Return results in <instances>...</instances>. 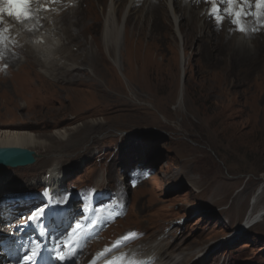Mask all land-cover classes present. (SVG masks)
<instances>
[{
    "label": "rangeland",
    "instance_id": "374dc122",
    "mask_svg": "<svg viewBox=\"0 0 264 264\" xmlns=\"http://www.w3.org/2000/svg\"><path fill=\"white\" fill-rule=\"evenodd\" d=\"M158 1L162 6L152 7ZM125 2L121 0L122 6ZM166 2L143 0L149 7L151 3V22L144 41L136 43L141 48L153 46L159 54L136 56L129 52L132 44L126 40L120 67L108 58L112 70L108 85L99 82L97 89L82 83L79 78L90 76L88 69L78 70L79 78L73 80L60 74L53 80L45 77L48 92L42 93L41 81L35 80V91L26 94L36 101L33 109L25 106L16 118L0 116V122H25L38 116L34 131L48 142V147L30 148L36 152L37 162L0 167V178L13 174L0 191V257L6 256L2 245L8 241L1 233L4 223L18 218L11 225L23 226L14 230L15 234L33 226L26 217L32 207L19 209L18 202H2L4 199L18 191L27 194L48 187L44 199L54 200L67 186H99L108 180L116 186L125 180L123 216L106 231L109 222L104 223L101 238L93 242L97 250L124 230L136 228L146 233V244L163 239L165 244L188 245V260L182 264H264V218L256 225H245L248 212L255 214L259 206L264 207V56L252 54L264 45V23L243 20L247 31L242 32L231 16L224 15L218 25L215 18L205 21L198 13L195 19L205 25H197L200 33L193 34V20L184 1L179 0L178 14H185L179 38ZM202 2L198 10L208 7L207 1ZM140 9L126 24L128 31L137 28ZM70 21L68 17L67 27ZM85 25L79 22L70 27L73 33L75 28L79 32L67 47L75 44L85 51L93 44V36L101 35L102 25ZM177 29L181 34V27ZM162 38L168 46L166 52L159 48ZM235 47L242 57H226L228 52H236ZM28 55L36 64V55ZM0 57L1 68L18 67L19 61L10 62L8 47H0ZM39 65H34L38 71ZM10 89L0 78V94ZM45 95L54 98L48 106L42 104ZM56 127L68 128L69 138L53 137ZM132 168L133 175L127 177ZM55 175L59 182L53 180ZM136 176L134 186L130 181ZM121 185L124 189V182ZM224 197L225 202L220 203ZM78 211L72 207L59 216L66 215L67 220ZM14 237L16 248V241L23 236ZM176 250L170 249L173 258L180 251ZM88 254L91 257L93 250ZM16 258L17 254L12 256Z\"/></svg>",
    "mask_w": 264,
    "mask_h": 264
},
{
    "label": "bare ground",
    "instance_id": "6f19581e",
    "mask_svg": "<svg viewBox=\"0 0 264 264\" xmlns=\"http://www.w3.org/2000/svg\"><path fill=\"white\" fill-rule=\"evenodd\" d=\"M183 1L186 6L187 14H189L193 20L191 24V32L193 34L200 33L199 27L197 25H205V21L212 19L210 18L209 13L214 6L227 8V5H221L219 0ZM200 1H207L208 7L206 6L205 9L198 10V4ZM42 4L44 8L47 9L46 11L42 12L43 19L40 20V22L43 24L42 29L45 32L43 30L37 29L26 31L21 28L15 20L8 16L3 15L2 19H0V47H8L10 50V62L16 63L19 61L17 64L18 67L15 70L8 67L6 68L5 66L3 68L0 67V78H2V83L4 86H8L9 88L11 87L10 90L3 91L2 94H0V116H4L6 119H10L11 117H19V115H17V113H19L18 110L24 109L25 106L32 107L33 109L36 101L32 100V95L31 97H28L26 94L35 91L36 87H34L33 82L35 80L41 81L40 91L45 93L49 91L48 85L45 81L47 79L45 77L53 80L55 77H58V74H60L63 77L65 75H69L70 77H68V80H73L79 78L78 70L83 72V69H88L90 76L86 74L79 78L82 83H87L90 85V87L92 86L97 89L100 87L99 82L108 85V74L112 72L109 66L108 58L112 59V61L115 62L118 67H120L119 64L122 62L121 58L124 55L123 47L126 40L130 41L132 44V49L129 52L135 54L136 56H150L154 53L159 54L157 50L154 51L155 48L153 46L141 48L136 45L138 42H143L146 36L145 34H147L145 30L148 29V26L151 22L148 17L151 11V3L149 7L147 3H143V0H126L124 6H122L121 0H109L108 4H105V0H42ZM160 6L162 5L158 1L156 5H153L152 7L159 8ZM179 6V0H167L165 3V9L168 11L174 22L175 31L177 32L179 38H182L183 29L185 26L183 25V16H185V14L182 17L179 16ZM139 9L141 10V13L139 15V21L137 22V28L128 31L126 29V24L129 22L130 18H132L131 16L134 15ZM245 9L248 10L249 5H245ZM250 10L252 12L256 11L255 0H250ZM120 13H122V16ZM198 13H201L205 16L204 22H197L195 17H197ZM120 16L121 19L119 22ZM68 17L71 19L70 24H68L69 27H67L65 24ZM260 19L264 20V16L260 17ZM243 20H251L253 22L259 23V25L261 24L257 21L256 17L252 15L243 17L242 22ZM79 22H85L86 27H99L100 25L103 26L101 35L97 37L93 36V44L88 48H85L87 49L85 51H80L79 46L75 44L72 48L67 47V43H72L71 37H73L75 34L77 37L79 32H77V29L75 28V32L73 33L70 27L73 25H78ZM208 24L210 25L209 22ZM177 26L181 27V34L180 31L178 32ZM156 39L153 38V40ZM160 40L163 41V45L159 48L163 52H166L168 50L166 41L164 38ZM83 41H81V43ZM76 46H78V48ZM18 47L22 48V50H19ZM74 47L77 49H74ZM235 48L236 52H233L234 54H230L228 52L226 57L230 56V59H234V57H242L241 52H238V48ZM31 52L36 55L34 58L37 61L36 64H40L39 66L42 67L39 71L34 68V65L36 64L32 61V58L29 57L30 55H28L31 54ZM256 53H259V51H254L252 54ZM259 54L264 56V50ZM182 60L184 62L185 58H182ZM86 62L88 64H86ZM60 69L63 70V72L58 71ZM65 72L71 73L65 74ZM42 76H44V78H42ZM22 99L25 100V104L22 102ZM53 99L54 98L47 97L46 95L43 96V106H48V103ZM37 117L38 116H32L28 121L25 122H0V147H22L26 149H34V147L39 149L48 147V142L43 140L41 135L34 131V128H37L38 124L37 121H34L37 120ZM100 120H97L96 122H102ZM44 124L47 126L52 125V123L48 122H45ZM58 124L59 122L57 121L55 126ZM69 133L70 131L68 128L66 129L64 127H56L52 136L59 137L60 139H68L70 135ZM12 176L13 174H10L0 178L1 192L5 190L4 186L9 184V180ZM53 180L59 182V177L55 175ZM214 196L216 197V195ZM225 200V197L220 199V203L225 202ZM45 201L47 204L50 203L51 205L54 200L48 198L45 199ZM57 218L58 221H61L65 220L67 216L62 215V217L58 216ZM263 218L264 207H262L255 214L248 212V218L246 219L245 225H256L258 222L262 221ZM17 219L18 218L12 219L6 224L4 223V226L2 225L3 230L1 233H3L4 236L3 240H8L11 243L10 244L8 241H6L3 245L1 244L2 247H4V251H9V249L13 247L12 244L15 241L14 236H17L18 234H21L23 237L16 241L15 247H17L15 249L17 252L19 249V244L25 241L28 237H32L34 240L38 239L41 242L40 245L42 246V250L45 247V237L43 236V231H48L47 227L41 226L39 229L40 231H35L33 229L35 225H33L31 228H28L24 231H18V233L15 234L14 230L20 229V226H23L14 224L11 225L12 221ZM79 243L83 244L84 240L81 239ZM172 243L173 244H165L163 239L155 240L151 244H142L140 247H131L115 251L107 257H105L106 255H103V259L100 262L101 264H110L109 261H112L114 258L121 257V254H127L128 259H137L141 253L143 255L156 257V264L157 262L158 264H182L185 259L187 261L188 257H186L185 253L187 251L188 245H185L183 248V246H175V243ZM170 245V249L174 248L176 252V249L180 250L177 253L176 258L172 257V253L170 252L169 248H167V252L171 254L169 256L167 255L165 248ZM34 246L35 245H33V248L36 247ZM3 259L7 260V257H0V263L6 264V262H3ZM7 264H22V255L17 254V258L14 260L11 259V262L9 261ZM38 264L56 263L53 262L50 253H41L38 258Z\"/></svg>",
    "mask_w": 264,
    "mask_h": 264
},
{
    "label": "snow or ice",
    "instance_id": "6c2138e0",
    "mask_svg": "<svg viewBox=\"0 0 264 264\" xmlns=\"http://www.w3.org/2000/svg\"><path fill=\"white\" fill-rule=\"evenodd\" d=\"M0 3L7 4V8H0V19H2L3 14L6 12L7 16L15 20L21 26H26L30 21L33 22V28H35L39 21L43 19L42 12L47 9L44 8L42 4V0H0ZM221 5L227 4V8L214 6L210 11V18H215L217 24L219 25L224 19V15H228L232 17L231 22L237 26V30L239 31H247L246 26L242 23V18L252 15L256 17L257 21L260 23H264V20H261L260 17L264 16V0H255V8L256 11L252 12L250 10V0H219ZM245 5H249V9H245ZM32 31L33 29H28ZM70 199V196L68 197ZM67 203V201H65ZM49 207H60V205H49ZM48 208H44L40 211L39 215L35 212L31 216L28 217V222L32 223L33 221L40 223L44 221L47 216ZM95 223H99L96 221ZM93 224V227L95 226ZM45 227H47L45 225ZM80 226L77 225V230H79ZM137 237L136 233H128L120 240H118L112 249H105L104 253L98 254L99 256H103L108 252L112 251L114 248L121 246L125 242L135 239ZM81 239L80 235H77V232H73L71 236L67 239H61L58 241L57 247L55 249L57 255V260L63 261L66 257L61 256L60 252L63 248H75L78 245ZM41 245L37 244V246L33 249H30L29 252H26L22 257V264H38V257L40 253ZM78 250V249H77ZM92 264H96V258L93 259ZM110 264H143V262L136 261L134 259H128L127 254H121V257L114 258Z\"/></svg>",
    "mask_w": 264,
    "mask_h": 264
},
{
    "label": "water",
    "instance_id": "95a60500",
    "mask_svg": "<svg viewBox=\"0 0 264 264\" xmlns=\"http://www.w3.org/2000/svg\"><path fill=\"white\" fill-rule=\"evenodd\" d=\"M36 161L34 150L22 147H0V167H17L32 164Z\"/></svg>",
    "mask_w": 264,
    "mask_h": 264
},
{
    "label": "trees",
    "instance_id": "16d2710c",
    "mask_svg": "<svg viewBox=\"0 0 264 264\" xmlns=\"http://www.w3.org/2000/svg\"><path fill=\"white\" fill-rule=\"evenodd\" d=\"M257 46H258V45H257ZM263 50H264V45H261V44H260V46H258V51H259V53H262Z\"/></svg>",
    "mask_w": 264,
    "mask_h": 264
}]
</instances>
